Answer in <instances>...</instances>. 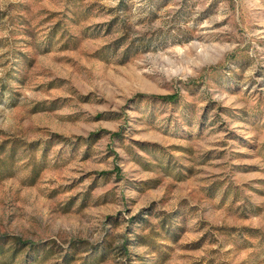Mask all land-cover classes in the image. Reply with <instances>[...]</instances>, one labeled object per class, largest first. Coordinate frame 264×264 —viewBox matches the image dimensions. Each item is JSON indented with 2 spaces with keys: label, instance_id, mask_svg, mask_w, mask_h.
<instances>
[{
  "label": "rangeland",
  "instance_id": "1",
  "mask_svg": "<svg viewBox=\"0 0 264 264\" xmlns=\"http://www.w3.org/2000/svg\"><path fill=\"white\" fill-rule=\"evenodd\" d=\"M0 264H264V0H0Z\"/></svg>",
  "mask_w": 264,
  "mask_h": 264
},
{
  "label": "trees",
  "instance_id": "2",
  "mask_svg": "<svg viewBox=\"0 0 264 264\" xmlns=\"http://www.w3.org/2000/svg\"><path fill=\"white\" fill-rule=\"evenodd\" d=\"M156 98L161 99V100L166 101V102H172V101L176 100V98L172 95L156 96Z\"/></svg>",
  "mask_w": 264,
  "mask_h": 264
}]
</instances>
